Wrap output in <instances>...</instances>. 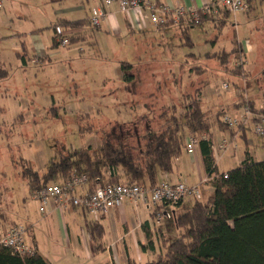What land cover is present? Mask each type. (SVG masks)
<instances>
[{
  "label": "rangeland",
  "instance_id": "1",
  "mask_svg": "<svg viewBox=\"0 0 264 264\" xmlns=\"http://www.w3.org/2000/svg\"><path fill=\"white\" fill-rule=\"evenodd\" d=\"M0 2L2 3L0 62L8 61L3 67L4 70L8 69V76L0 82V193H3L0 208L10 219V224H7L5 229H0L9 230L17 224L26 229L27 241L28 227L17 223L18 220L26 218V214L33 224H39L43 215L39 211L40 203L31 198L28 187L20 175L21 158L30 162L37 172L43 173L52 159H58V142L70 149L98 146L99 136L80 135L81 123L78 116L89 115L88 124L99 129L112 130L119 139L132 145H139L143 129L141 124L145 126L143 131L147 130L151 137L155 126L150 124L149 120H156L165 105L166 107L175 105L178 109L177 115H181L182 95L186 92L193 93L201 82L204 84L210 82L208 89H212L213 98L216 99L209 103L203 101V107L214 123L220 111L236 113L233 111L232 102H236L240 94H244L258 108L264 103V28L260 19L251 23L244 13L240 14L239 25L232 18L220 34L211 22L192 27L191 35L195 48L191 50L185 48L183 51L186 54H194L195 57L189 59L185 70L181 69V64L188 60L185 57L178 58L175 63H169L171 53L177 57L183 54L178 47L180 40L177 27L161 26L163 27L161 32L157 25L151 22H149L152 25L151 30L137 32L133 36L126 31L121 33L120 39H115V34H107L104 28L96 34L95 46H92L93 43H87L92 38L88 35L84 42L87 45L82 43L74 47L67 45L54 50L49 49V54L53 58L49 64L39 58L35 60L34 49L43 45L46 48L52 46L54 32L51 28L60 17L57 10L61 8L62 2L60 0H0ZM37 30L41 32L34 33ZM167 33L168 36L165 35ZM22 34L31 37L24 35L22 39ZM216 36L218 42L214 46L211 42ZM235 41L243 47L246 44L251 46L252 52L248 59L245 54L240 53ZM23 47L30 49V58L33 60L25 74L18 69V65L22 63L16 61ZM81 48L85 50L83 53ZM236 49L235 55L230 57L225 65H221L217 59L206 58L207 54L215 52L218 55L223 52L229 54ZM122 63L133 66L127 71L128 80L124 78ZM241 64L243 65L239 68V73H234ZM191 66H200L207 71L200 76L190 72ZM121 73L122 78L119 76ZM104 84L108 85L105 89ZM224 84L228 85L227 90L222 89ZM238 89L241 91L240 94L237 93ZM53 104L60 108L61 120H53L50 117L49 112ZM150 105H153L154 110H147ZM21 115L23 118L18 120ZM145 116L148 119L143 120ZM84 125L87 123L84 122ZM214 131L216 148L220 151L221 142L229 133L223 134L217 127ZM249 134L250 149L258 150L259 155L256 158L263 161L264 139L255 135L253 131H249ZM195 138L198 141L201 136L197 135ZM244 143L241 140L242 148L245 146ZM228 152L229 148L226 155ZM189 156L187 151L183 152L180 162L176 165L178 176L182 173L180 170L182 163L190 165ZM228 158L225 157L220 163L222 171L234 167L238 161L234 158L229 161ZM191 168L194 178L199 180L202 174L200 167L195 164L191 165ZM167 178L169 179V176L164 175V179ZM207 191H201L200 201L206 202L207 199L203 196ZM195 201V197H188L184 209L189 210ZM83 212L88 214L84 210ZM92 217L95 219L94 215ZM112 220L108 216L107 241L110 245L116 243L122 231L120 223L116 219L114 222ZM159 226L163 227L170 243L177 239L178 230L173 219L163 221ZM36 231L38 233V228ZM120 241L118 248L125 253L124 243ZM164 253L165 248L157 239L156 251L151 260ZM130 257L140 264H146L148 261L145 256L140 259V255L134 250L130 252ZM71 260H73L71 256L64 259L67 264H72ZM75 262L85 263L82 258Z\"/></svg>",
  "mask_w": 264,
  "mask_h": 264
},
{
  "label": "trees",
  "instance_id": "2",
  "mask_svg": "<svg viewBox=\"0 0 264 264\" xmlns=\"http://www.w3.org/2000/svg\"><path fill=\"white\" fill-rule=\"evenodd\" d=\"M220 13L221 17L218 15L214 19L218 34L227 27L232 15L226 10ZM213 18L211 14L202 15L198 25L192 22L189 26L180 25L179 36L183 47L194 49L191 28L201 26ZM86 27L99 29L93 27L89 21H59L51 28L54 32L53 47H60L57 41L58 28L73 30ZM66 40L68 46H73L85 42L87 36L81 33L71 34L66 37ZM217 42L218 36L212 43ZM236 46L244 55L242 46L239 44ZM236 52L237 49L229 54L225 52L221 55L207 54L206 58L217 59L221 65H225ZM192 57L195 55H188V60L182 64L181 69L185 70V65ZM242 65L238 66L234 73H239ZM132 67L128 63L121 64L126 80L129 79L127 71ZM206 71L200 66H191L190 69L191 73L194 72L200 76ZM7 76V71L0 69V82ZM209 83L201 82L193 93L186 92L182 95L183 113L181 115H177L178 109L175 105L163 106L157 119L149 120L150 124L155 126L151 137L147 130L143 131L145 126L141 124L143 129L139 145H132L119 139L112 130L99 129L88 124L89 115L78 116L81 123L80 135L99 136L100 144L96 147L70 149L58 142V159H52L46 172L43 173L37 172L30 162L21 158L20 175L28 187L30 196L34 197L49 185H65L75 175L87 176V187L90 191L116 184L141 185L152 190L164 181L170 182L168 178L160 181L161 176L173 173L175 163L186 151L188 141L200 135L198 146L202 152L206 174L208 177L214 173L219 174L217 179L209 182L213 183L215 191L206 202L196 200L187 211L177 213L183 203L176 208L173 220L178 230L177 239L170 243L167 236L159 238L165 248V253L158 255L155 260L147 264H264V160L255 161L247 152L244 161L237 168L227 173L218 171L213 153L212 132L217 127L221 133L235 131L237 134L241 133V137L245 139L248 128L241 126L239 129H232L229 124L225 123L224 117L230 111H220L215 123L211 120L201 100L202 92L209 86ZM246 107L254 113L259 112V108L253 101L244 94H240L233 105V111L238 113ZM147 110H154L153 105L148 106ZM59 111L60 108L53 104L49 112L50 117L53 120H61L62 115ZM260 113L264 115V109ZM21 118H23L22 115L18 120ZM146 119L148 118L145 116L143 120ZM84 122L87 125H84ZM2 197L3 193H0V202ZM152 216L155 222V214L153 213ZM9 222V216L0 208V227L10 224ZM13 226L21 227L17 224ZM145 228L147 229L148 247L155 252L156 242L152 240L147 225ZM89 231L98 241L101 240L104 229L98 222H95L89 225ZM0 264L50 263L37 252L34 256H20L14 254L11 249L0 246ZM129 264L137 263L129 260Z\"/></svg>",
  "mask_w": 264,
  "mask_h": 264
},
{
  "label": "crops",
  "instance_id": "3",
  "mask_svg": "<svg viewBox=\"0 0 264 264\" xmlns=\"http://www.w3.org/2000/svg\"><path fill=\"white\" fill-rule=\"evenodd\" d=\"M149 1L156 4L159 7H166L172 10L177 9L179 7H183L188 12L195 10H203L207 5L215 4V6H213L212 12L210 13L211 15L214 16V18L213 20L211 19L210 21H208L212 23L214 29H215L214 19L219 14L221 15L220 13L221 11L215 9L217 8L216 5L217 0H149ZM60 2L62 3H61V8L57 10V15L60 16L58 17L59 19L57 23L59 21H66V22L88 21L89 16L91 14V10L94 7L102 5V0H60ZM247 4L249 11L247 13H244L243 15L246 16L251 23L257 21L258 19L262 20L263 28H264V0H247ZM0 6H2L1 2H0ZM210 14H206V15H210ZM238 15L236 16L231 15V17L228 20V24L230 20L233 18L234 21L239 25ZM189 24H190L189 17H184L180 20H176L175 18L174 19L172 18L170 20L167 28L170 26L177 27V31H178L177 34L180 40V42L178 43V47L183 52V54L177 57L171 53V59L169 63L170 62L175 63L178 58L180 57L187 58L188 55H190V54H186L183 51V49L185 48L183 47V42L181 40V37L179 36L180 25H183L185 27L187 25L189 26ZM160 27L161 26L159 27L157 26V29L162 32L163 27L161 28ZM104 28H106L107 34H115L116 36L115 39H120V35L122 32L128 31V34L133 36L137 32H142V31L146 32L148 30H151L152 25L147 20H142L138 18V14H133V13L124 14L119 10L117 5H113L109 9H107L106 18L98 30H94L91 27L90 28L86 27V28H77L73 30H66V32L69 34L81 33V34H85L87 37L88 35H90L92 38L89 41H87V43L88 44L93 43L92 46H95L96 42L94 38L96 34L103 31ZM35 32L40 33L41 30L34 31V33ZM24 35L27 36L28 34H22L21 35L23 36L22 39H24ZM165 35L168 36L169 33ZM53 38L54 35L52 37V46L50 48H46L43 45L41 47H36L34 49L35 54L33 57L35 60L39 58L41 60H45V62H48L49 64L52 63L53 58L49 54L50 52L49 49L52 50L57 49L53 47ZM87 43L84 44L87 45ZM235 43L242 46V44H240L238 41H235ZM80 44L82 45V43H79L73 45V47L78 46ZM216 44L213 45L216 46ZM242 48L248 59L249 54L252 52L251 46H248L246 44V46L245 47L242 46ZM81 49H82L81 52L83 53L85 50H83V48ZM16 59L17 62L22 63L21 65L20 64L18 65L19 71H22V73L25 74V72H27L30 69V62L33 61L30 58V49L23 47L22 52L18 53ZM6 63H8V61L0 62V69L4 70L3 67L6 66ZM5 71H8V69ZM119 76L122 78V73L119 74ZM231 84L234 83L231 82ZM107 86L108 85L104 84V89ZM208 87L203 90L201 95V100L202 101L205 100L209 103L215 101L216 99L213 98V92L211 91L212 89H208ZM240 92L241 91L238 89L237 93L240 94ZM235 103H236L235 101L232 102V105H234ZM249 131H252V129L248 128V133L246 134L245 139L241 137V133L237 134L235 131L232 132L227 131L229 133V136L223 140H228L230 143L228 147L230 149V152H228V155H226L228 149L226 152H222V153L217 151L216 148L217 144L214 134L215 131L212 132L213 153L216 159V165L218 171L220 173H227L240 166L244 161L247 152L255 161H258L256 156L259 155V151L250 149L251 142L249 141L248 138L250 135ZM241 140L245 142L244 143L245 146L243 148L240 146ZM252 145L254 144L252 143ZM227 156L229 157L228 158L229 161H232L233 158L238 159V161L234 167H230L226 169V171H222L220 163ZM189 157L191 160L190 165L186 163L185 164L182 163L180 168L182 173H180V176H178L177 173L178 170L176 171V165L180 162L181 158L177 160V163H175L173 173L165 176H169V179L167 180H169L171 183L174 184L184 182L189 186L192 187L198 186L202 190H208L205 193V196H203L206 199H208L211 196V194L215 191V188L213 183L202 184L203 181L207 178V174H206L204 160L200 147L196 146L194 153L190 154ZM195 164L198 165L201 169L202 174L199 180L194 178L193 170L191 168V165H195ZM164 180H165L164 175H162L160 181H164ZM31 198L34 199V197ZM184 208H185V201L183 202L181 207L177 210V213H180L182 211H187ZM39 211H40V206H39ZM153 212L154 210L148 209L143 204L140 203L134 204L127 202L122 206V208L111 210L105 216L100 218L95 217V219H93L91 214H85L83 210L80 208L67 206L66 208L62 209L56 202L50 201L46 208V213L42 214L43 215L42 220L41 222H39V224L38 223L33 224L32 221H30V218L26 216V214H25L26 218L20 219L21 221L18 220L17 223H20L28 227L29 244L34 246L36 252L40 254L44 259H46L50 264H67L64 261V259H66L68 256H71V258L74 260V262L73 260H71L72 264H77L75 260L80 258L83 259V262L85 261L84 264H129V260L137 263V261L132 260V258L130 257V252L132 250H134L136 254L140 255V259H142V256L143 257L145 256L148 260L146 262L147 264L153 261L151 259L153 258L152 255L155 252L150 250L149 248L146 250V248L148 247L147 229L145 228L146 225L151 233L152 240L154 242H156L157 239L162 238V236H166L163 227H160L159 224H156L154 222L152 216ZM108 216L110 217V219H113L112 220L113 222L114 219H116V221L120 223V227L122 228V231L120 232L121 237L117 241H115L116 242L115 244L112 245H110V243L107 241L108 232H109L108 231L109 225H107ZM95 222H98L104 229L103 236L101 240L98 241H96L93 238L92 234L89 231V225ZM4 227H7V224L3 225L0 228H4ZM36 228H38V233L36 231ZM120 240H122L124 243L125 253L121 252L118 248L119 243L121 242ZM124 254L126 255V257H122Z\"/></svg>",
  "mask_w": 264,
  "mask_h": 264
},
{
  "label": "built area",
  "instance_id": "4",
  "mask_svg": "<svg viewBox=\"0 0 264 264\" xmlns=\"http://www.w3.org/2000/svg\"><path fill=\"white\" fill-rule=\"evenodd\" d=\"M117 5L124 14H138V18L147 20L157 26H166L170 20L175 18L180 20L189 17L190 22L200 24L202 15L212 12V4L207 5L203 10L188 12L185 8L169 9L159 7L149 0H102V5L94 7L89 16V22L93 27L100 28L104 22L107 9ZM216 10H226L232 15L243 14L248 11L247 0H217ZM58 43L62 47H67L66 37L70 36L66 30L57 29ZM38 60V59H36ZM223 90L228 89V85L222 86ZM264 109V103L259 106V112L254 113L249 107L242 109L241 113L227 114L224 122L232 129H239L241 126L251 128L253 133L264 139V115L260 113ZM230 143L224 140L219 147V152H226ZM198 146V141L191 138L186 146L189 154L194 153ZM219 177L214 173L202 184H207ZM227 178V176H226ZM88 178L86 175H75L72 180L65 185H49L42 189L34 199L40 203V213L45 214L50 201L56 202L60 208L67 206L80 208L95 217H103L111 210L120 209L127 203L143 204L148 209L154 210L155 223L161 224L163 221L175 218L176 208L188 197H195V200L202 199L201 188L192 187L185 183H170L164 181L156 188L149 190L141 185L122 184L99 187L94 191L88 189ZM0 246L9 248L14 254L20 256H34L36 249L30 245L26 238V229L23 227H13L9 230L0 229Z\"/></svg>",
  "mask_w": 264,
  "mask_h": 264
}]
</instances>
